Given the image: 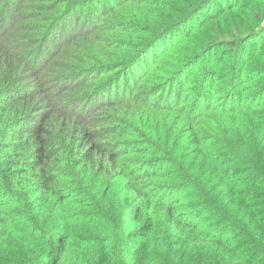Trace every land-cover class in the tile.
<instances>
[{
    "label": "trees",
    "instance_id": "obj_1",
    "mask_svg": "<svg viewBox=\"0 0 264 264\" xmlns=\"http://www.w3.org/2000/svg\"><path fill=\"white\" fill-rule=\"evenodd\" d=\"M86 1L93 0H54L64 5L50 7L59 16L44 36L24 25L22 35L13 34L14 19L0 31V264H256L251 245L241 242L256 216L246 206L241 211L237 194L227 205L225 193L209 190L207 174L229 176L218 165L224 158L245 173L256 161L264 178L261 107L244 104L239 91L243 79L263 78L243 57L252 53L244 37L264 18L239 24L241 0L209 12L214 0H108L48 54L50 33ZM40 36L41 50L27 52L28 59L1 42L14 37L33 47ZM85 69L91 72L83 77ZM96 69L111 73L100 90L112 86L88 104L85 96L106 80ZM77 87L92 92L79 93L72 106L62 97ZM149 107L172 121L166 143L123 152L124 137L144 138L140 126L154 123ZM245 113L255 116L249 124ZM146 150L151 161L125 168L124 157ZM109 176L117 179L110 186ZM189 187H204L198 202L185 201ZM255 187L264 209V181ZM257 249L264 256V242Z\"/></svg>",
    "mask_w": 264,
    "mask_h": 264
},
{
    "label": "rangeland",
    "instance_id": "obj_2",
    "mask_svg": "<svg viewBox=\"0 0 264 264\" xmlns=\"http://www.w3.org/2000/svg\"><path fill=\"white\" fill-rule=\"evenodd\" d=\"M0 31H3L5 27H9V22L11 19H14L11 24V32L13 34H19L22 35L23 31H21V28L24 27H30L35 30V28H41L40 32H43V36L46 34L48 27L53 23L54 19L58 17L59 15H54V12L50 11L51 6H56L54 0H33L31 1L32 4H35L33 7H29V0H0ZM108 0H93L90 1L89 3L84 2L80 4L77 8L72 9L65 17H63L59 21V28L55 33H50L49 36V42H45L44 45L46 48H48L49 52L48 54H51L53 52V49L60 44L64 39H66L69 34L72 32L73 29H78L82 28V26L87 27V21L89 20L88 18L94 17V14L91 15L90 9L96 8V6L101 5V3H105ZM217 4V7H214L213 5L207 4V6L204 8V11L207 9L206 12H209V10H216V9H222L224 6L227 4H230L234 0H214ZM101 2V3H100ZM235 2V1H234ZM13 3V5L11 4ZM57 4V3H56ZM64 3L59 2L57 5V8L55 7V10H60L63 7ZM211 6H213L211 8ZM65 13V12H64ZM239 13L244 14L243 19ZM236 17L240 20L239 24H248L249 26H257L259 24V21H256L258 18H264V0H241L237 6V9L235 11ZM91 15V16H90ZM6 18V19H5ZM88 19V20H87ZM100 17H98V20ZM101 19L106 23H111V20L109 19V16H103ZM87 20V21H86ZM86 21V23H85ZM230 22V21H229ZM231 23V22H230ZM93 26V25H92ZM259 29L256 31V33H253L249 35L244 42L246 46H248L249 49H251L250 54H246L243 57V62H245L247 59H250L248 68L247 70L249 72L252 71V68L255 66L257 72L261 71L263 72V78L258 79H250V80H242L240 84L244 86L241 91V93L245 94L242 97L244 98L243 103L244 104H251L252 107H261L262 111V119L260 120L259 123L262 124L264 128V106L261 105H253L255 102L252 99V96L258 97V104L259 102H263L264 98V21H262L259 25ZM9 29V30H10ZM31 29V30H32ZM51 31L53 30V27L50 29ZM98 31V29H97ZM38 32V30H37ZM54 32V30L52 31ZM105 33V30L103 31ZM5 39L2 40L1 42H5V44L12 45L14 46L13 49L16 50V53L19 57H25L28 59V53H33L36 52V50H41L37 48L38 45H41V38L36 39L37 45L33 47H27L26 45H22V40L20 39ZM226 38H235L232 36H226ZM243 39V40H244ZM66 42V41H65ZM12 44V45H11ZM32 46V45H30ZM44 49V47L42 48ZM35 50V51H34ZM62 50L65 52L67 51V47L65 44V47L62 48ZM61 51V50H60ZM28 52V53H27ZM70 54V53H69ZM38 54L34 55L32 59L36 58ZM226 57L230 58L233 53H225ZM30 57V56H29ZM61 58V57H60ZM59 58V59H60ZM30 59V60H32ZM57 59V57L55 58ZM26 60V59H25ZM80 62V61H79ZM92 69V68H91ZM90 70V69H89ZM97 75L100 76L101 79H106L100 86L97 85V90L92 94V97L88 98V96H85V103L92 104L93 102H97L98 100L102 99L105 97L106 90L108 88H103L100 90V88L104 87L106 81L108 80L109 76L111 73L107 72H102L99 73V70L96 69ZM91 71H88L85 69L84 74L82 75L83 77L88 76ZM246 82V83H245ZM53 84V83H52ZM93 84V83H92ZM57 88L59 85L58 83H54L53 86ZM112 86V85H111ZM111 86H109V91L111 90ZM66 86L60 87L58 92H61L62 89H65ZM81 88H78L74 90H68L66 93H64V96L62 98H66L69 101L74 102L72 106L79 104L81 101H79V93L83 94H88L92 92L91 89H85L83 91H80ZM113 89V88H112ZM180 90V89H179ZM132 91V90H131ZM130 92V91H129ZM188 94V92L185 93V95ZM157 95H154L156 97ZM144 97L147 98H154V97H148V94H145ZM208 100L211 102L215 101V97L210 96L208 97ZM238 100V99H237ZM262 100V101H261ZM80 110H85V104L82 105L80 104ZM147 113H153L155 114L156 118L153 124L149 126H140V128H143L145 132H148L147 135L144 134V138L142 137L143 135H137L134 137H124L123 144L121 145V150L128 151L129 150H137V148L144 147L147 148L149 145H157V143H166L168 136H169V129L167 126H170L172 124V121L168 122L164 118V116H157L156 113L159 112L156 107L146 109ZM260 110H255L253 112H259ZM186 113V112H185ZM255 119V116L253 114H247L245 113L243 115V123L244 124H249L250 121H253ZM150 130V131H147ZM175 137H179L181 133L183 134L184 131L181 128H177L175 131ZM250 134H247L246 138H248ZM167 156V155H166ZM186 159L189 162L194 161V155L190 151H186ZM152 155L150 152L144 151L140 154H129L127 157H124L125 159V168H140L144 163H148L149 161L152 160ZM225 162L224 158L223 159H218V165L222 166V170L224 172H229V176L224 177L223 180H220L217 172L215 170H211L208 172V180H209V185L207 186L208 189H215L216 192H223L225 193V199L227 200V205L231 204L234 200H239V197H236L235 194L240 196L242 204H244V208L241 209L243 211L245 209V206L247 209L245 210L246 212H252L254 216H256V220L254 221V225L252 228V235L251 236H246L241 238L242 244H246V246L251 245L249 249H252V251L255 252L254 258L258 259L259 262L256 264H264V256L261 255V252L258 251L257 247L259 244H263V237H264V209H262L260 203L263 201L262 196H260L259 190L257 189L256 183L258 182H263L264 178L263 176L258 172L255 171L257 170V162L255 161L254 164L251 166L255 169L252 170L249 173H245V169L237 167L235 163L231 165H223ZM197 170V173H203V169L200 166H197L194 168V171ZM237 174V175H233ZM198 177L201 178L200 175H197ZM108 183L109 186L117 182L116 178H111L110 176L108 177ZM201 180H207V177ZM204 188V187H203ZM203 188L200 189V191H197L195 187H189L187 191L184 193V199L187 202H191L193 200H196V202L199 201V198L203 196ZM117 193V192H116ZM217 193H215L216 195ZM119 196H121L118 193ZM117 195V198L119 196ZM1 244V242H0ZM4 248V245H1L0 249ZM248 248V247H246Z\"/></svg>",
    "mask_w": 264,
    "mask_h": 264
}]
</instances>
